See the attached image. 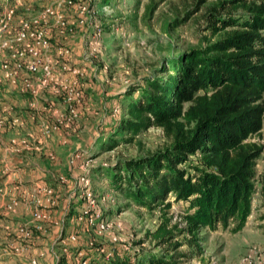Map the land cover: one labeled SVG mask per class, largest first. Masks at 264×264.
Returning <instances> with one entry per match:
<instances>
[{"label": "rangeland", "instance_id": "374dc122", "mask_svg": "<svg viewBox=\"0 0 264 264\" xmlns=\"http://www.w3.org/2000/svg\"><path fill=\"white\" fill-rule=\"evenodd\" d=\"M61 1L0 0V14L14 7L10 28L2 34L9 42L18 22L34 18L43 8L50 6L61 15L71 31L60 35L54 18L41 25L50 43L47 54L54 56L55 48H68L66 64L81 70L71 75L58 65L53 69L79 92V100L73 102L66 101L61 91L55 94L43 88L33 98L22 90L23 76L40 82V71L32 75L23 71L11 84L0 70V264H57L61 257L68 264L132 263L134 251L153 249L154 241L147 234L160 224L182 227L180 217L186 205L169 196L165 202L169 208L147 210L109 190L91 197V190L107 187L95 180L102 173L93 172L167 145L159 128H148L130 143L115 134L122 114L121 96L154 77L167 58L216 39L207 30L206 19L216 0H71L70 5ZM79 4L86 5L91 15L79 14ZM177 17L183 22L168 29V22ZM11 52L0 50V62L23 65L24 61L11 59ZM11 88L17 93L11 94ZM13 117L21 123L12 125ZM44 126L53 129L50 135L42 134ZM250 140L263 150L254 166V192L245 225L237 232L231 231L233 223L202 230L201 253L175 234L173 241L182 244L177 249L178 264H246L252 252H264L259 182L264 125ZM109 145L113 147L107 149ZM82 256L87 259L80 260Z\"/></svg>", "mask_w": 264, "mask_h": 264}, {"label": "trees", "instance_id": "16d2710c", "mask_svg": "<svg viewBox=\"0 0 264 264\" xmlns=\"http://www.w3.org/2000/svg\"><path fill=\"white\" fill-rule=\"evenodd\" d=\"M206 19L213 42L167 58L154 77L121 96L115 134L130 143L159 128L167 145L93 172L102 173L95 180L107 187L91 190V197L109 190L147 210L169 208V196L186 205L181 228L163 222L147 234L152 250L138 249L132 263L118 264H178L182 244L173 241L175 234L201 253L202 230L233 223L237 232L250 214L254 166L263 150L250 139L264 125V0H216ZM181 22L177 17L167 28ZM259 182L264 203V163ZM57 264H68L66 257Z\"/></svg>", "mask_w": 264, "mask_h": 264}, {"label": "built area", "instance_id": "2783aa9c", "mask_svg": "<svg viewBox=\"0 0 264 264\" xmlns=\"http://www.w3.org/2000/svg\"><path fill=\"white\" fill-rule=\"evenodd\" d=\"M35 1V0H30ZM48 1V0H42ZM54 3V2H53ZM61 3L71 4V0H62ZM59 6V5H58ZM79 14H90L86 5H78ZM14 14V7H6L0 14V50L12 49L11 59L24 61V64L14 63L10 65L6 60L0 62V70L3 73V77L9 80L11 84H15V80L19 73L25 71L29 74H35L41 72L43 79L40 82H30L28 78L23 76L21 89L29 92L33 98L35 95L44 89H49L53 93H60L65 95L66 101H78L80 98L79 92L69 85L66 78L62 77V73L54 72V67L58 65L59 70L71 75H77L80 73V69L72 67L66 64V58L69 53L68 48L58 47L54 49V56H49L47 53L50 50V43L47 38V32L42 28V24H45L48 18H54L58 33L63 35L71 31L67 29L64 18L51 10L50 6L43 8V10L37 14L34 18L29 20H20L14 29L13 38L9 42L8 40L2 39V34L5 33L12 23ZM82 24V21H78ZM67 29V30H66ZM12 47H17L16 49ZM63 60V61H62ZM51 80V81H49ZM68 81V82H67ZM55 112V111H54ZM72 119L74 118V111L71 112ZM68 122V119H67ZM10 123L15 125L21 123L19 118H10ZM3 124V119L0 116V126ZM43 135H50L51 130L48 126L43 127ZM39 192V191H38ZM33 199L34 195L30 196ZM35 217L36 214L34 213ZM35 230H39L36 226ZM28 232H25L27 235ZM28 236V235H27ZM80 255V254H79ZM246 264H264V252H252L248 257ZM251 261V262H250Z\"/></svg>", "mask_w": 264, "mask_h": 264}, {"label": "crops", "instance_id": "0c3cea01", "mask_svg": "<svg viewBox=\"0 0 264 264\" xmlns=\"http://www.w3.org/2000/svg\"><path fill=\"white\" fill-rule=\"evenodd\" d=\"M12 92H11V94H16L17 93V90L16 89H14V88H11L10 89ZM13 97H16V96H13ZM12 101V100H11ZM13 103H15V102H13ZM21 162V161H20ZM23 165V164H22Z\"/></svg>", "mask_w": 264, "mask_h": 264}]
</instances>
